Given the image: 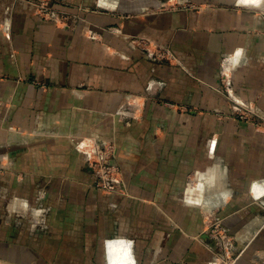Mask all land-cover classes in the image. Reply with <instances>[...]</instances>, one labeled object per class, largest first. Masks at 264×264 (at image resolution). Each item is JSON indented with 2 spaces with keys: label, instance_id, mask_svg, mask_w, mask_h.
I'll return each mask as SVG.
<instances>
[{
  "label": "crops",
  "instance_id": "1",
  "mask_svg": "<svg viewBox=\"0 0 264 264\" xmlns=\"http://www.w3.org/2000/svg\"><path fill=\"white\" fill-rule=\"evenodd\" d=\"M35 2L0 0V264H219L216 222L264 264V129L228 116L264 115V0Z\"/></svg>",
  "mask_w": 264,
  "mask_h": 264
},
{
  "label": "built area",
  "instance_id": "2",
  "mask_svg": "<svg viewBox=\"0 0 264 264\" xmlns=\"http://www.w3.org/2000/svg\"><path fill=\"white\" fill-rule=\"evenodd\" d=\"M34 5L44 18H51L53 12L48 9L46 0H36ZM53 18L56 19V17ZM113 155L114 146L112 144L93 146L92 157L89 161L90 169L94 175L93 186L103 194H124V186L119 179V170L110 163ZM210 231L211 234H219L223 239L221 228L218 225L210 226Z\"/></svg>",
  "mask_w": 264,
  "mask_h": 264
},
{
  "label": "rangeland",
  "instance_id": "3",
  "mask_svg": "<svg viewBox=\"0 0 264 264\" xmlns=\"http://www.w3.org/2000/svg\"><path fill=\"white\" fill-rule=\"evenodd\" d=\"M48 9L51 10L49 8V6H48ZM255 10L258 11V12L264 13V9H262V8L255 9ZM55 15L60 17L62 19V21L66 22V20H67L66 19V17H67L66 15H64V14L58 15V14H55L54 12L51 15V18H49V19H54L53 17H56ZM136 43L141 48H148V47H150L152 45V43L146 38H144V39L142 38L140 40H136ZM150 56H151V58L153 60H158V61L171 62L173 60L172 54L166 48L165 49H163V48H154V51L151 52ZM223 80L224 79H222V81ZM229 108H230V114L228 116L234 118L235 120H237L239 122H245V123H248V124H252L254 126L253 128H255L256 130L264 129V115L256 114L254 109L248 108V106H244L241 103H239L238 101L230 103V107ZM216 223L219 225V222H216ZM221 231H222V234H223V239L220 237L219 234H217V235L216 234H211L213 240L217 244V246H216L217 248L214 247V248H216V250H215L216 254H218V255L219 254H224V252L228 251V255L225 254L226 256H228V257L225 256L226 260L223 259L224 262L222 260L221 263H219V264H223V263H226V262L234 264L236 256L233 255L230 252V249L223 248V246H221V244L218 245L219 243H222V242H225V243L230 242L231 243V239L229 238V237H231L230 234L223 232V230H221ZM227 235H229V236H227ZM212 252H213V250H212Z\"/></svg>",
  "mask_w": 264,
  "mask_h": 264
},
{
  "label": "bare ground",
  "instance_id": "4",
  "mask_svg": "<svg viewBox=\"0 0 264 264\" xmlns=\"http://www.w3.org/2000/svg\"><path fill=\"white\" fill-rule=\"evenodd\" d=\"M262 4H264V3H262Z\"/></svg>",
  "mask_w": 264,
  "mask_h": 264
}]
</instances>
